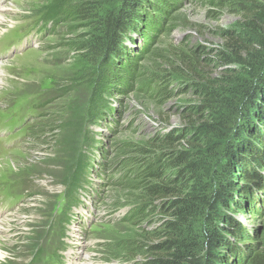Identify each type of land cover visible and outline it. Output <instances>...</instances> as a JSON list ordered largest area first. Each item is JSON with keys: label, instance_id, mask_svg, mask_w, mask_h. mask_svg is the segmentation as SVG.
I'll use <instances>...</instances> for the list:
<instances>
[{"label": "rangeland", "instance_id": "1", "mask_svg": "<svg viewBox=\"0 0 264 264\" xmlns=\"http://www.w3.org/2000/svg\"><path fill=\"white\" fill-rule=\"evenodd\" d=\"M77 2L3 0L14 10L0 27V264H82L86 254L89 264L145 263L162 224L160 208L141 212L140 204L117 197L110 181L140 170V147L187 127L185 115L197 118L189 108L203 98L191 88L183 58L205 77L227 81L217 89L228 103L251 77L236 59L216 60L228 54L224 35L242 25L216 0H149L130 33L127 60L110 67L78 49L88 30L72 29ZM120 5L110 0L107 7ZM234 71L238 90L225 79ZM224 111L218 119H228ZM84 155L78 171L85 181L71 193ZM114 161L109 169L102 164ZM256 189L255 200L236 213L252 235L231 239L247 252L264 247V189Z\"/></svg>", "mask_w": 264, "mask_h": 264}, {"label": "trees", "instance_id": "2", "mask_svg": "<svg viewBox=\"0 0 264 264\" xmlns=\"http://www.w3.org/2000/svg\"><path fill=\"white\" fill-rule=\"evenodd\" d=\"M118 1L120 8L110 10V0H79L70 12L72 29L81 26L88 30L78 49L101 58L106 67L127 60L130 33L139 28L143 20L140 9L149 0ZM216 1L240 15L242 23L240 29L224 35L231 57L223 51L216 60L225 64L236 59L235 63L246 65L252 72L248 84L236 94V103H228L217 89L227 81L205 77L183 58L186 75L194 81L191 88H197L203 98L189 108L197 118L185 115L187 127L140 147L137 173L108 178L117 197H124L127 204H140L141 212L160 208L162 224L147 245L143 264H226L234 260L237 264H264V247L242 251L233 248L237 244L231 240L233 235L240 234L243 240L252 235L236 213L248 205V199H254V189H264V0ZM56 13V7L48 11L51 20L60 17ZM236 76L234 71L225 79L238 90L242 81ZM225 109L228 119H218ZM219 138L224 140L219 142ZM85 160L88 156L84 155L72 176L71 193L85 181L86 173L78 171L80 165L86 166ZM102 164L109 169L116 161ZM72 197L69 195V202Z\"/></svg>", "mask_w": 264, "mask_h": 264}, {"label": "bare ground", "instance_id": "3", "mask_svg": "<svg viewBox=\"0 0 264 264\" xmlns=\"http://www.w3.org/2000/svg\"><path fill=\"white\" fill-rule=\"evenodd\" d=\"M13 10H14V8H11L10 6H7V5L3 6V0H0V27H1V24L4 20V18H5L6 13L11 12ZM4 218H6V217L0 216V230L1 231L3 230L2 224H3V222L6 221ZM85 256L88 258V260L83 261L82 264H89L91 262V257H89V255H87V254ZM2 258H3V253H2V250L0 249V259H2Z\"/></svg>", "mask_w": 264, "mask_h": 264}]
</instances>
